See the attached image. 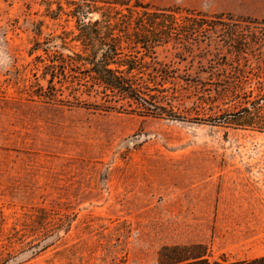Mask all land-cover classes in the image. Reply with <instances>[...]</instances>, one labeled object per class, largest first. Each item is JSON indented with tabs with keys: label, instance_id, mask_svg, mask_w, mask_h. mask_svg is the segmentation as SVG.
<instances>
[{
	"label": "rangeland",
	"instance_id": "rangeland-1",
	"mask_svg": "<svg viewBox=\"0 0 264 264\" xmlns=\"http://www.w3.org/2000/svg\"><path fill=\"white\" fill-rule=\"evenodd\" d=\"M147 2L208 15L206 37L157 48L173 75L151 94L169 115L36 95L39 22L41 39L74 22L43 0H0V257L12 264H158L162 246L193 243L264 255V131L232 120L258 92L264 46L231 45L264 33L241 19L264 18V0Z\"/></svg>",
	"mask_w": 264,
	"mask_h": 264
},
{
	"label": "trees",
	"instance_id": "trees-1",
	"mask_svg": "<svg viewBox=\"0 0 264 264\" xmlns=\"http://www.w3.org/2000/svg\"><path fill=\"white\" fill-rule=\"evenodd\" d=\"M43 1L49 6L51 19L64 18L74 24L62 25L60 32L52 31L41 39L43 22H39L30 54L41 51L35 58L42 62L41 78L46 84L38 83L36 95L56 99L67 89L76 99L83 93L101 96L104 102L96 105L100 108L119 104V108L143 114L169 115L167 106L151 94L173 75V70L158 61L157 48L206 37L210 28L205 26V12L156 7L147 0ZM53 4L56 9L50 8ZM241 19L264 29V18ZM231 45L239 54L251 48L263 53L264 33L253 34L248 41L241 37L238 45ZM257 77V94L232 115V120L236 126L263 132L264 76L258 73ZM0 264H12V257H0ZM158 264H264V255L232 260L222 254L213 258L203 243L169 244L158 251Z\"/></svg>",
	"mask_w": 264,
	"mask_h": 264
}]
</instances>
